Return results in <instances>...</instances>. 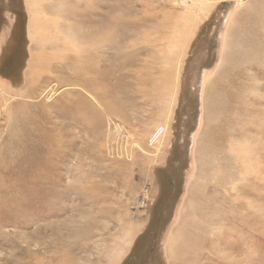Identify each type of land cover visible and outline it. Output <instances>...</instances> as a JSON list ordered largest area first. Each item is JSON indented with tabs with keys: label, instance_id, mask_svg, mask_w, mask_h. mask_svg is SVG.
Listing matches in <instances>:
<instances>
[{
	"label": "rangeland",
	"instance_id": "rangeland-1",
	"mask_svg": "<svg viewBox=\"0 0 264 264\" xmlns=\"http://www.w3.org/2000/svg\"><path fill=\"white\" fill-rule=\"evenodd\" d=\"M172 15L0 0V264H264V0H215L186 41L177 26L160 111L144 89L175 75L153 43Z\"/></svg>",
	"mask_w": 264,
	"mask_h": 264
},
{
	"label": "bare ground",
	"instance_id": "bare-ground-1",
	"mask_svg": "<svg viewBox=\"0 0 264 264\" xmlns=\"http://www.w3.org/2000/svg\"><path fill=\"white\" fill-rule=\"evenodd\" d=\"M214 1L215 0H175L176 7L182 18L177 20L173 15L166 17V21L168 24L166 23L167 26H165L163 29H169V32H158L159 35H156L155 37V42L153 43L155 45V48L157 49V52L165 59L166 66H171L173 64L175 68V75L171 72L173 76L167 74L168 69H164L161 71V73H158L156 76L150 79V83L158 84L157 86L161 87V90L152 89L151 91H148L147 89H144V94L154 92L157 95H154L156 98L153 101V105L160 111H162L164 108L166 110H172V100L174 104L178 82L181 74L180 63L184 57V48H186L187 44L189 43L188 41L186 44H183L184 40H182V42L177 45V48H175L174 38L176 36L177 26L180 25V27L182 28L184 34L183 38L186 41L188 37L185 36L186 32L189 31L190 28L192 29L197 24V20H200L199 18L202 14H206V9L212 6ZM194 31L195 30H192L189 33V38L192 37ZM210 77L211 75L207 77V80ZM206 83L207 81L205 82V84ZM218 96L223 100L228 99V96L224 92V89L221 88H218V91H212V93L210 94V99L215 102L219 99ZM155 130L160 138H164L167 131L165 126H158L155 128ZM206 224L207 222L204 224V227H206Z\"/></svg>",
	"mask_w": 264,
	"mask_h": 264
}]
</instances>
